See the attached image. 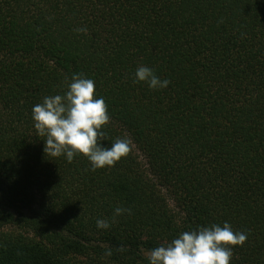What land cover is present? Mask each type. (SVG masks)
<instances>
[{
    "label": "trees",
    "instance_id": "1",
    "mask_svg": "<svg viewBox=\"0 0 264 264\" xmlns=\"http://www.w3.org/2000/svg\"><path fill=\"white\" fill-rule=\"evenodd\" d=\"M140 65L171 83H134ZM74 73L105 99L104 143L129 141L112 167L34 129ZM225 221L247 233L230 264H264V0H0V264H149Z\"/></svg>",
    "mask_w": 264,
    "mask_h": 264
},
{
    "label": "clouds",
    "instance_id": "2",
    "mask_svg": "<svg viewBox=\"0 0 264 264\" xmlns=\"http://www.w3.org/2000/svg\"><path fill=\"white\" fill-rule=\"evenodd\" d=\"M76 31L86 32L87 29L77 28ZM133 82L146 83L153 90L167 88L171 83L145 65L137 67ZM32 120L37 135L45 137L46 155L64 156L69 163L75 156L84 155L92 171L114 166L130 150L127 138H117L110 146L104 143L106 134L102 126L110 121L107 105L104 97L96 95L95 81L83 73L72 75L62 95L45 96L41 103L35 104ZM131 212V208L117 206L111 218H98L96 227L107 230L118 216ZM246 239V232L234 231L227 221L222 226L215 223L197 226L153 248L148 261L149 264H230L234 246H242ZM118 251L123 252L124 246ZM112 254L109 248L104 256Z\"/></svg>",
    "mask_w": 264,
    "mask_h": 264
}]
</instances>
